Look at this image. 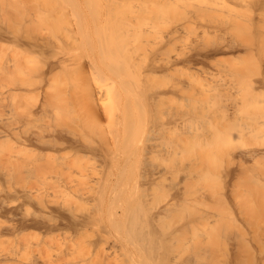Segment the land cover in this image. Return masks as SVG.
Wrapping results in <instances>:
<instances>
[{
  "label": "bare ground",
  "instance_id": "obj_1",
  "mask_svg": "<svg viewBox=\"0 0 264 264\" xmlns=\"http://www.w3.org/2000/svg\"><path fill=\"white\" fill-rule=\"evenodd\" d=\"M24 1H26V0H24ZM80 1L81 2L87 1V2L81 3ZM80 1H78V0H60V1L59 0H53V1H49V0H43V1L42 0H39V1L27 0L25 3H22L23 2V0H22L21 3H18L20 1L16 2L18 4H16L15 2L14 3L9 2L11 9L13 11V14L5 15V12L1 9L2 12L0 13V17L2 15L4 17L7 16V18L6 17L0 18V44H1V51H2V52H0L1 53L0 57L2 59V65L0 67V109L2 111V112L0 111L1 112L0 113L1 114L0 115L1 116V118H0V142H1L0 146L3 147L4 152H5L8 150V149H6L5 146L9 145V146H7L9 148L12 145V147L9 148V152L7 151L9 154V158H6V159H9L10 163L14 162L13 166H15V164L17 165L16 170L19 173V175H21L22 177H36V178L39 177V179L41 177L46 178V179L48 177L49 178L52 177V179H53V177H54V179L56 177H61L60 182H62L61 187L64 186L63 187L64 193H65V190H67V189H68L67 190L68 192H70L72 190V189L69 190L70 186L67 185V182L70 180H73V179L74 180L75 179H77V180L83 179L81 181H84L87 179H92L95 177H97L96 179H98V176L100 175L101 179H98V180H104L105 179V180L112 181L111 179L114 177V175H116L117 181L122 178L125 180L121 179L120 180L121 182L122 181L128 182L127 180H129L130 176H127L126 172L128 170L126 171L125 169H128L130 166L135 168L136 164H138V165L140 164V167L141 168L143 167L144 170L142 169L139 173H134L133 176H136L137 179H143V180L147 179V181H149V184H151V183L155 182V180L159 176L165 174L164 172L167 171V168H163V167L161 168L156 161V157L158 156L157 154L159 153V151L160 152L162 151L160 149H164L166 151V153H168V155H170L168 158H170L174 152V150H173L174 145H173L171 140L166 139L165 143L163 142V140L162 141L160 140L159 136L161 133L160 132L161 128L159 130V126L157 124V119L159 118L158 117V106L160 105V101L164 98V96L167 97L169 95H174L175 88H176L174 86L175 84L174 85L171 84V86L169 88H167L168 90H166V87H165L164 90L162 89L163 92H161L160 89H159L160 91L158 90L159 87L157 88V85H155L154 81L156 78H158L157 77L158 72H162V71H166V70L167 71L168 70L169 71L174 70L175 69L174 67H176L181 60L180 57L170 54V52L172 53V51H174V50H172V51H171V49H170V51L168 50V48H169L168 45L172 44V41L175 38L174 35L175 34L178 35V31H179L178 28L173 30L172 35H171L172 32L170 34H168L169 36L171 35L173 37L168 42V44L166 43L164 45V47L162 48L159 45V39H158L160 37L158 35L159 34V32H158L159 24L158 23H160L159 19L161 21L163 19V17L165 18V16L169 18L168 10L173 8V11H174V9H175L174 7H176V5L181 6V3L177 2V0H89V1L88 0H85V1L80 0ZM9 3H7V6H9ZM13 4H15V5H13ZM178 4H180V5H178ZM182 7L181 8L179 7L180 10H183V12L181 11V13H183V15L185 16L184 11L187 12L186 15H189V16H187V20H189L188 22H190L191 25H194L196 22L198 23V21L204 22V23L202 22V24H204L203 30H205V33L208 32L209 36H210V33H211V36H213L215 31H217V32L220 31L219 33L222 32L221 34L227 33L225 35H229V34L231 35V32H234L236 30V28L234 26V24H235L234 22L240 20L239 22L241 25V20L245 21L244 20L245 17H248L249 20H251L250 22L253 23L254 28L253 29L251 28L252 30H250V27H253L251 23H250L251 26L249 27V29L247 28L248 30H247L246 34H249V36L247 35L249 39H247V36H245L247 40H244V36H242L243 38H241V40L239 39V37H236V34H238L239 32L241 35V30H239V29H242V26L248 24V23H246V24L244 23L242 26H240L241 28L237 29V30H239L238 33L237 32H235L236 34L234 33L235 37H233L234 34L232 33L233 35L229 36V37H231L230 39L229 38L227 39L226 36L224 38H221L224 35H221V37H220V35L217 34V32H216V35L217 36L219 35V37L213 36V38L214 37L220 38V41L218 40V42H217V40H216L217 43H215L216 45L214 44L215 46H214V48L212 47L213 49L208 46L210 49L208 48L209 49L208 50L206 48L207 51L204 49L205 52H203L201 50L202 49L201 48L194 55L187 56L186 58L182 59V61L186 60L188 62V63L185 62V66H187L186 63L187 64H189V63L194 64V63L199 62V58L201 59V57H214L216 55L220 56L222 54L227 55L230 53L233 55L237 54V56L239 55L238 58H236V61L233 60L235 62H233V63L230 62L231 65H228L226 63V61H227L226 59H225L226 61L224 62V65H220L221 64L220 63L218 66V64L215 63L216 67H221L222 69L223 68L227 69V71L229 73H226V74H227V76L230 74L231 79L230 78L227 79L228 77L224 74L226 76V78L220 84L218 83L216 86H212L211 89L213 91L211 90V92H212L211 94H212V97L214 95L213 98L215 100H217L216 102H219L222 104L221 107H222L223 111L225 112V114L228 116V119L229 118L233 119V117H230V116L231 115L233 116L234 113H235V116H237L236 113H240V112H243L242 114L244 115V107H248V106H246V104H249L251 101L249 98L251 96L250 94H247L248 96L249 95L250 96L249 97L247 96V100H246L247 103L245 102V105L240 104L244 100L243 97H241L242 98V101L240 100L241 102L237 103L235 101L236 105L233 104L234 110L232 112L229 111L230 107L228 108V106L231 105L232 103L230 102L231 104L227 105V101L226 102H224V101L232 96L233 92L235 91L234 88L236 87V85L238 86L239 79L243 80L245 78L243 83L244 82L246 83L247 78L250 79L249 76H247L248 74L246 75V77L244 76L246 74V73H244L245 69H247L246 66L251 68L253 66L250 64H254V66L255 65L257 66L256 69L261 68L264 71V0H216L214 3L212 1V3H210V4L201 5V6H199L197 4V2L188 1V3L182 4ZM175 11H177V9ZM178 11H179V9H178ZM7 13L8 12L6 11V14ZM89 14L90 15L92 14V15L88 16ZM10 15H12L11 18L10 17L8 18V16H10ZM226 16H230L231 19H233L234 24H231L232 21L230 22L229 20H231V19H229V18H227L225 20ZM185 23H183V24H185ZM225 23H227L228 25L227 24L225 25ZM229 24H231V25H229ZM185 25H184V28H185ZM187 26L191 27L190 24H187ZM236 27H239V25ZM186 30H185V32H186ZM248 31H251V32H248ZM212 33H213V35H212ZM93 34L99 35V36L96 35V37H99L98 41H97V38H96V41L92 40ZM176 40H177V38H175L174 41H176ZM96 42H97V44H96ZM210 46H211V44H210ZM148 50L150 51L149 53L151 55L150 54L148 55ZM145 53L147 54L146 56L147 57L149 56L148 58L150 59V64L146 67L143 64V62L147 59V57L145 56ZM242 54H245V55L247 54L248 56L243 57ZM203 59H205V58H203ZM210 60H211V58H210ZM200 61H202V60H200ZM227 62H229V61H227ZM207 63H210V62L208 61ZM211 63H213V62H211ZM179 64H181V63H179ZM145 65H147V64H145ZM176 69H177V67H176ZM242 69H244V70H242ZM256 69L251 68L250 71L254 70V72H255ZM221 71L223 73V70H221ZM241 71H242V73H241ZM251 73H253V72H251ZM259 73H261V72L259 71ZM259 73H256V74H258V76L260 78L258 76H257L258 78L254 77L255 79L254 78L251 79L252 83L249 82V84L251 86L249 84H248V86H250L251 89L253 88L254 91L258 92V94H264V73L262 76H261L262 73L260 75H259ZM187 74H188V72H187ZM232 74H234V75H232ZM172 75H173V73H172ZM170 76H171V74H170ZM242 76H243V78H240ZM188 77H189V75H188ZM234 77H236V78H234ZM208 80L209 79H207L206 81H208ZM209 81H211V80H209ZM248 81H250V80H247V83H248ZM179 85H180V83H179ZM183 85H184V87H183ZM183 85L181 88H179L180 89L179 91H181L180 93L183 92L184 94L182 93V95H181L179 92H177L176 94H180L182 99L185 95V97H184V100H185V99H187L186 94L189 92V88L192 86H190L188 88L187 87V86H189L188 84L186 85L184 83ZM211 85H213V84H211ZM208 86H209V84H208ZM248 86L243 84V87H245L246 89ZM243 87H241V88H243ZM143 88H145V90L147 89V97H143L141 95L137 96L138 94L136 92L139 91L138 89L143 90ZM245 88H243V89L245 91H247ZM238 89H236V90H238ZM251 89H249V91H247V93L248 92L250 93ZM134 90H137L135 92L136 96L132 95ZM244 90H241V91H243L241 93H244L245 92ZM191 91H194V90H191ZM235 92H237V91H235ZM191 93L193 94L194 92H191ZM191 93L190 94L188 93V96H187L188 98L190 95L192 96ZM253 93H255V92H252L251 94L253 95ZM258 94H256L258 100L256 98H254V95H253L251 97H253L255 99V101L252 98L253 103L251 102V104H249L251 106H254L256 104L255 106H258L257 110L259 109V107L264 106V104H263L264 102L262 103L263 105L258 103L261 100V98H260L261 95L259 96ZM242 95H246V94H242ZM103 96L105 98H106V96H109L108 101L103 102L102 101ZM193 97H196V96L194 95ZM188 100H186V101H188ZM263 100H264V98H263ZM212 101H214V100H212ZM256 101L258 104L256 103ZM261 102H262V100H261ZM251 106H249V107H251ZM252 110L257 111L254 109H252ZM259 111H261V109H259ZM224 112H223V114H224ZM245 113H246V111H245ZM249 113H251V112H249ZM257 113H258V111H257ZM252 116H254V115H252ZM255 117H256V119H255L256 122L253 123L251 121V123L249 122L250 124L248 123L247 125L245 124L246 123L245 122V123H243L244 125H242V128H240V126H238V125H237L238 128H237V126L235 127V125L237 124L236 122H235L236 124H234L233 122H230L231 124L227 122L226 125H228L229 127L232 125V123L234 124L233 125V128L235 127L234 130L232 128H229L230 130L227 129V130L222 132V135L220 134L219 137H216V138H218L219 143L222 144V146L225 149L226 158L228 160L235 158L234 161H236V160L240 161V163H237V164H240V167L237 166L239 169L236 168L238 170L235 172L230 171V172H232V174L233 173L236 174V176L239 180V183H240L239 196L241 199L239 201H237V203L239 202V207L237 205V207L240 210L239 213H243L246 207L248 210L251 209L250 205L248 207L247 206L248 204L246 205V203H245L246 195L254 196L255 193L258 192V194H259V191H260L262 193V195L260 193L259 194L260 200L256 199V201L257 202L260 201L259 203H261V199L263 198V192H264V145L261 146V144L262 143L264 144V139L262 138L264 131L261 130L263 127H261V129H260V124H262L261 123L262 121L259 122V119L261 117L260 118L258 117V119H257V116H255ZM252 118H253L252 120H254V117H252ZM238 119L234 118V120H237V121H238ZM249 119H251V118H249ZM144 121H146L148 123L147 124L145 122L147 124V129H148V131L146 133L144 132L145 129H144V131H142ZM173 121H174V118H173ZM183 122H185V120H183ZM183 122L181 123V124H183L181 127L183 128V130H185V129H187V126L184 125ZM187 122H188V120H187ZM165 123H167V122H165ZM168 124L170 125L171 121ZM183 126H186V127H183ZM187 130H189V129H187ZM187 130H186V132L189 133V131H187ZM211 133H212V131H210V136L213 135ZM215 133L216 132H214V134ZM208 134H209V132H208ZM188 135H187V137H189ZM171 136H173V135H171ZM184 137H185V135H184ZM185 139H186V137H185ZM188 139L190 140V137ZM8 142L9 143L11 142V145L7 144ZM242 142H243V144H241V146L245 144V147H246L247 146L246 142L248 145H250L249 143L251 142V144L253 146H250V147L247 146L248 148H244L242 146L243 148H240L241 146L238 144L242 143ZM5 143H6V145H5ZM203 143H204V140H203ZM254 145H257V146H254ZM3 149H2V151L0 150V152H3ZM4 152H3L2 156L7 157L8 156V154H6L7 152H5V155H4ZM204 153L205 152H203V154ZM2 156H1L2 160L0 159V163H1V161H4L2 163V165L3 164L5 165V163L8 160L5 159L6 160V162H5V160H3V158H2ZM173 157L174 156H172V158ZM200 157L204 160L202 154ZM202 159H200V160L202 161ZM201 161L199 163H203ZM232 161H233V159H232ZM9 162L6 163L7 164L6 168L10 166ZM90 162L91 163L98 162V163L103 164V166L104 165L105 166L109 165V166L104 167L105 171L102 169L103 171L100 170L101 172L96 171V170H98L97 168H96V170L92 169L91 166H88V168L91 167V170H86L87 168H85V170H83V166L86 167L88 164H90ZM249 162H251V164ZM248 163L250 165H252V167H253L252 169H251L250 165H248ZM260 163H261V165H260ZM253 164L256 165L258 168L254 167ZM81 165H82V169H80ZM187 165L188 164H186L184 167L187 168L188 167ZM47 166H49V167H47ZM50 166L53 167V169H54L53 173H55V174H50V173H52V171L50 170V168H51ZM77 166L79 167V169L76 168ZM100 166L103 167L102 165H100ZM4 167L2 166V168H4ZM200 167H202V166H200ZM10 168H12V167H9L7 169L9 170ZM46 168H48L50 170V173L46 172ZM254 168H255V170H254ZM0 169H1V167H0ZM169 169H170V167H168V171H169ZM200 169H202V168H200ZM8 170L6 172V170L4 169V171L6 173L9 172ZM10 170H12V169H10ZM1 171L3 173H5L3 170H0V172ZM14 172H15V170H14ZM130 172H132V170ZM230 172L228 171L224 175L227 177L229 175V177H230V174H231ZM99 173H101L102 175ZM7 175H5V176L7 177ZM130 175H132V174H130ZM8 176H10V175H8ZM14 176H16V175H13V177ZM172 176H171V178L173 179L174 177H172ZM163 177L164 176L161 177L162 181H163ZM166 177H169V176L166 175ZM166 177H164V179H166ZM133 178H131V180ZM182 178H183V176H182ZM116 179L114 182H116V184H117ZM157 180H159V179H157ZM187 180L189 181V179H187ZM187 180H185V181H187ZM196 180H197V178H196ZM188 181H187V183L185 182L186 186H188L187 185ZM63 182H65V183H63ZM140 182H144V181H140ZM178 182H176V186H177ZM249 183L251 186H247ZM113 184H112V186H113ZM116 184H115V187H116ZM167 184L168 183H166V185ZM172 184L170 183V185H172ZM185 184H182V185L185 186ZM69 185H70V183H69ZM73 185H74V183H73ZM83 185L84 184H82L80 186L82 187ZM164 185H163V187H164ZM170 185H169V187H171ZM78 186H79V184L74 188L78 189ZM120 186H122V185H120ZM181 186H179V187H181ZM71 187L73 188L72 185H71ZM117 187H119V186H117ZM146 187H149V186H146ZM160 187H162V185H160ZM173 187H175L174 184H173ZM109 188L111 189V187H109ZM109 188L107 190H110ZM123 188H124V184H123ZM164 188H166V187H164ZM164 188L163 189L161 188L162 191L167 190V192H169L168 188L165 190H164ZM7 189L9 191L10 186ZM51 189L52 188H49V190H51ZM53 189H54V191H52V192L55 193L56 188H53ZM85 189H86V187H85ZM85 189L81 188L82 191H84ZM137 189H139V187ZM171 189L174 191L175 188L174 189L171 188ZM177 189H180V188H177ZM10 190H12V189H10ZM19 190H20V188H19ZM47 190H48V188H47ZM121 190H123V189H121ZM127 190H129V189H127ZM57 191H59V190L57 189ZM100 191L102 192L100 194L101 196H99L100 201L104 200L101 198H105V201H107L106 200L107 195L105 193L106 190L104 191V188H102L99 190V193H100ZM120 191L118 190V193ZM61 192H62V190H61ZM122 192H125V191H122ZM180 192H181V190H180ZM180 192L175 190L174 191L175 197H177V194ZM9 193H11V192H8V194ZM74 193H76V192H74ZM83 193H82V195H83ZM97 193L95 195H97ZM118 193H116V195H118ZM163 193H164V195L166 194V192H163ZM171 193H173V192L171 191ZM181 193H183V191ZM193 193H195V192H193ZM58 194L59 193H57L56 195H58ZM125 194H126V192H125ZM188 194L187 195L185 194L187 197L183 194L184 195L183 197L191 199L192 193L189 195ZM198 194H199V192H198ZM258 194H257V196L259 197ZM42 195H43V193H42ZM79 195L81 196V194H79ZM87 195H89V194H87ZM121 195H124V194L122 193ZM188 196H191V197H188ZM197 196H204V195H197ZM161 197H163V196H161ZM196 197H194V198H196ZM258 197H256V198H258ZM37 198H39V197L37 196ZM52 198H50V199H52ZM59 198H60V196H59ZM65 198L67 199V196ZM69 198L71 199V197L68 196V199ZM74 198H76V197H74ZM94 198H96V197H94ZM181 198H182V195H181ZM45 199H46V197H45ZM70 199H69V201H71V202L74 201L73 198H72V200H70ZM110 199L111 198L109 197V201H110ZM147 199H149V198L147 197ZM190 199H189V201H190ZM197 199H198V197H197ZM199 199H200V197H199ZM41 200L42 199L40 198L39 202L40 203L42 202V203L41 204L39 203V204L43 206L44 201H41ZM46 200H48V199H46ZM56 200H57V202L59 201L57 196H56ZM115 200H117V199H115ZM162 200L165 203V200L163 198L161 199V201ZM177 200H181V199L179 198ZM109 201H107V202H109ZM145 201H147V200H145ZM150 201H152V199ZM150 201H149V203H150ZM154 201H156V200H154ZM154 201H152V203ZM7 202L8 201L6 198L0 199V215L3 213L9 212L8 208H10V207H8V206L11 203L9 204V202L8 203ZM66 202H68V201H65V203ZM75 202H76V200H75ZM163 202H162V204H163ZM178 202L179 201H177V203ZM155 203L156 202H154V205H155ZM204 203H205V201H204ZM51 204L53 206V202ZM104 204L106 206V203H104ZM110 204L111 203H108V205H110ZM121 204H122V202H121ZM135 204H136V202H135ZM186 204H189V202ZM49 205H47L46 207H48ZM71 205H72V203H71ZM76 205H78V204H76ZM82 205H84V204H82ZM88 205H90V204H87V206ZM101 205H103V202ZM101 205H99V206H101ZM115 205H117V203H112L110 206H115ZM175 205H176V201L171 200V202L167 203L161 209L158 208L159 210H155V212H153L155 214L153 215V217L151 216L152 219L154 220V224L156 221L161 226V224H163V222H164V221L162 222L161 219L166 217V216L168 217V215H170V214L172 215V213L175 210H177V208H175ZM64 206H65V204H63L62 206L61 205L59 206L60 207V209L58 208L59 212L61 210V213H59V214L57 212L58 210L56 211L54 209L55 211H53V207H52L51 211L57 212L58 215H56V213H55V215H51V214H46L44 212H41V213H38L37 215L35 214V217H33V219L29 218L30 221L29 220L27 221L24 218L18 219V220L14 219L13 222H11V224L0 225V235L4 234L8 230L23 229V227L25 228V226H32V227L41 226L42 228L44 226L45 227H51L52 226V228L61 226V228H63V229L64 228H67V229L70 228V229H73L74 231H82V230L84 231L89 224H91L93 222H97L96 221L97 218L95 219V217H93V215H92V217L88 215V217H79V218L78 217L76 218L74 215L69 216V215H67V212L65 210L66 206L65 207ZM105 206H103V207L105 208ZM110 206L106 207L107 210L111 209ZM136 206H138V205L136 204ZM191 206H192V204H191ZM63 207H64V209H62ZM77 207H80V206H77ZM115 207L117 209V206H115ZM125 207H124V210L127 209V207L126 208ZM150 207L152 208V206H150ZM71 208H72V206H71ZM71 208L69 207L67 209L68 212L72 211ZM137 208L138 207H135L136 210H137ZM139 208H140V206H139ZM24 209H25V207H24ZM27 209H26V211H28ZM98 209H99V211L102 212L101 208H98ZM247 209H246V212H247ZM75 210H76V207H75L74 211ZM81 210H83L82 207H81ZM107 210H106V212H108V214H109V212L111 210H109V211H107ZM152 210H153V208H152ZM199 210H201V209H199ZM206 210H207V205H206ZM89 211L90 210H88L86 212H89ZM126 211L122 214V216H124ZM141 211H143V209H141ZM141 211L138 210L139 213ZM10 212H11V210H10ZM90 212H92V211H90ZM114 212L116 213L115 214L116 217H118L117 210L115 211V209L113 211H111L110 214H112V216H114L113 215ZM97 213H99V212L97 211L96 214ZM245 213H243L242 216L245 215ZM74 214H76V216H77V212ZM96 214H95V216H96ZM110 214H109V217H110ZM142 215L145 217L144 214H142ZM142 215H141V217H142ZM198 215H201V214H199V212H198ZM204 215L205 214H202V216H204ZM207 215H209V214H207ZM99 216L101 217V215H99ZM99 216H98V222L100 220ZM119 216H121V215H119ZM135 216H136V213H135ZM173 216H175V215H173ZM180 216H181V214H180ZM184 216H187V215H184ZM15 217H16V215H15ZM17 217H16V219H17ZM125 217H128V216L126 215ZM129 217H131V216H129ZM144 217L141 219H144ZM147 217L149 218L150 216L147 215ZM151 217L149 219H151ZM204 217L206 218V216H204ZM101 218H102L101 220H103V217H101ZM174 218H176V217H174ZM205 218L202 220H205ZM114 219L116 220V218H113V220ZM122 219H124V218L122 217ZM122 219H120V222H122L121 221ZM198 219L201 220V218H198ZM212 219L217 221L216 220L217 218H215V217ZM238 219H240V217ZM244 219L245 218H243V220ZM104 220H105V218H104ZM107 220H112V217H111V219H107ZM124 220H126V219H124ZM130 220H132V218ZM151 220H149V221H151ZM202 220H201V223L205 222V221L202 222ZM145 221H146V219H145ZM160 221H161V223H160ZM246 221L247 220H245L244 222L246 223ZM131 222H134V220H132ZM131 222H129V220H128L127 225H129L128 223H131ZM142 222H144V220ZM151 222L153 223V221H151ZM1 223H2V221H0V224ZM166 223H164V224L166 225ZM111 224H113V223L111 222ZM114 224L116 225L115 222H114ZM132 224H130V225H132ZM154 224H152V225L156 226V224L155 225ZM169 224H170V222H169ZM94 225H96V224H94ZM122 225H123V223H122ZM135 225H136V223L134 224V226L133 225L132 226L135 227ZM208 225H212V224L209 223ZM116 226H119V224ZM132 226H130V227H132ZM245 226H246V224H245ZM32 227H30V228H32ZM130 227L128 226L129 229H130ZM206 227H207V225H206ZM111 228H113V227H111ZM128 228H127L128 232L125 230L127 233L125 232V233H123V235L118 236V238L120 239L119 244L121 245V248L126 250L124 252L125 257L122 255V253H119V252L118 253L121 254V258L113 255L114 253H117L114 250L115 247L116 248L118 247L114 244L110 243L109 248H106L105 244L106 243L109 244V239L111 237H113V236H110V234L107 231L101 237L99 235L100 240H97L98 239L97 238L96 239L97 241L95 243H93L94 240H93V242L90 241V243L94 244V246L92 244V246L94 248L93 247L91 248V249H94V250H92L93 253L91 256H88L86 258L84 257L82 262L81 263L79 262V264H111V262H113V261H115L114 264H141L142 259L137 254V248H139L142 245H140V242L138 240H136V239H138V236L140 237L141 233L136 231V233H138L139 235L137 236V234H136V236H135L134 232L129 231ZM132 228L130 230H132ZM173 228H172V232H173ZM158 229H160V228H158ZM167 229H169V228H167ZM178 229H179V227H178ZM136 230H137V228H136ZM162 230H164V229L162 228ZM104 231H106V230H104ZM154 231H156V230H154ZM160 231H161V229H160ZM165 231H167V230H164V233H165ZM241 231H242V229H241ZM241 231H240V233H241ZM109 232H111V230ZM151 233H152V231H150V234ZM168 233H170V232H168ZM85 234H84L85 237H87V235H89V234H86V235ZM155 234H157V233H155ZM161 234L163 235L162 232H161ZM172 234H174V233H172ZM244 234H246L245 231L242 232L241 238H243ZM177 235L179 236V233ZM77 236H79V235H77ZM246 236H247V234L245 235V237ZM64 237H66V236H64ZM170 237H172V236H170ZM170 237H168V238L170 239ZM87 238H89V236ZM168 238H166V239H168ZM4 239H7V238L4 237ZM4 239L3 240L1 239L0 243H2V241H4ZM244 240H246V239H244ZM56 242H58V241H56ZM69 242L66 243L65 247L63 245L64 248H61L55 252L57 257L61 256L60 262L63 260V257H66V255L69 259V255L71 256L74 253V251L71 250V245L69 244ZM75 242H77V239ZM78 242H79V238H78ZM205 242L206 241H204V243ZM202 244L203 243H201V245H198V247L199 246L201 247ZM7 245H9V244H7ZM51 245H53V243ZM80 245H81V243H80ZM166 245L167 244L165 242L164 246H166ZM169 245H171V244H169ZM78 246H79V244H78ZM81 246H83V245H81ZM100 246H102V248H100ZM16 247L18 249L16 251H19L20 249H19L18 245ZM90 247L91 246H89V248ZM172 247H171V249H172ZM174 247H177V245ZM203 247L207 251L206 247L205 246H203ZM6 248H5V250H6ZM23 249H25V248L23 247ZM151 249H152V247L150 248V250ZM167 249H169L167 252V253H169V251H170L169 246H167ZM76 250L80 251V253L82 251H83V253L86 252L85 250H80V248H77ZM150 250H147V251H150ZM53 251H54V249H53ZM206 251H205V253H206ZM15 252L14 253L12 251L4 252V251L0 250V264H12L13 261H14L13 264H15V262L19 261L18 259H21L20 258L21 254L19 252H17V253H15ZM69 252H71V253L69 254ZM138 252H139V254L143 253V251L139 250V249H138ZM203 252H201L202 254H200L199 257L201 255L203 256V254H204ZM35 253H36V251H35ZM52 253L53 252H51L48 255V257ZM199 253H200V251H199ZM75 254H76V252H75ZM193 254H191V255L193 256ZM19 255H20V257H19ZM43 255H44V249H43ZM45 255H47V254H45ZM150 255H152V254H150ZM191 255H189L188 257H190ZM40 256L43 257L42 255H39V257ZM77 256L78 255H76V257ZM78 257L81 258V256H78ZM196 258H198V257H196ZM206 258H207V256H206ZM44 259L46 260V258H43V260ZM160 259H159V261H160ZM43 260L40 259L39 261H43ZM189 260H190V262L188 261V259H186V262L188 261L189 262L188 264H192V262H191L192 258L191 259L189 258ZM203 260H204V257H203ZM173 262H175V261H173ZM200 262H202V261H200ZM204 262H206V261H203V263ZM45 263H47V262H45ZM31 264H37V261L36 262L34 261ZM61 264H63V263H61ZM165 264H172V262L170 263L168 261ZM182 264H184V262H182Z\"/></svg>",
  "mask_w": 264,
  "mask_h": 264
},
{
  "label": "rangeland",
  "instance_id": "obj_2",
  "mask_svg": "<svg viewBox=\"0 0 264 264\" xmlns=\"http://www.w3.org/2000/svg\"><path fill=\"white\" fill-rule=\"evenodd\" d=\"M18 1H20V2H18ZM26 1L23 0V2H22V0H0V10L2 9L5 12V15L13 14V11L11 9V6H10L9 2H13V3L14 2L15 3L16 2H18V3L22 2V3H25ZM32 1H34V0H32ZM37 1H39V0H37ZM49 1H53V0H49ZM78 1H80V0H78ZM188 1L197 2V4L199 6H201V5L210 4V3H212V1L214 3L216 0H179V1L177 0V2L181 3V6H177L176 5V7H174L175 8L174 11H173V8L169 9L168 10L169 18L165 16V18L164 17H163V19L161 18L162 19L161 21L159 19L160 23H158L159 24V27H158L159 28V30H158L159 34L158 35L160 37L158 39H159L160 47L163 48L166 43L168 44V42L173 37V36H171L173 34V30L178 28V30L180 31V32L178 31V35H176V34L174 35L175 38H177V40H176L177 42L174 41L175 40V38H174V40L172 41V44L168 45L169 46L168 50L169 51H170V49H171V51L174 50V51H172V53L170 52V54L180 57L181 60H180L179 63H181V64L178 63V65L176 66L177 69H176V67H174L175 69L174 70L170 69L171 71H169V70L167 71L166 70V71L158 72L157 73V77L158 78H156L155 81H154L155 85H157V88L159 87L158 90L160 89L161 92H163L165 87H166V90H168L167 88H169L171 86V84L172 85L175 84L174 86L177 88V89L175 88L174 95H169L167 97L164 96V98L162 97L163 99L160 101V105L158 106V117L159 118L157 119V124L159 126V130L161 128V131H160L161 133H160V136H159L160 140L161 141L163 140L164 143H165L166 139L167 140L168 139L171 140L173 145H174L173 146L174 147V149H173L174 152L171 155V157L168 158L170 155H168V153H166V151L164 149H160L162 151L161 152L159 151V153L157 154L158 156L156 157V161H157V163L159 164V166L161 168L162 167L163 168H167V171H168V167H170L171 170L169 169L168 172L167 171L164 172L165 174L159 176L157 178L159 180L156 179L155 182L151 183L152 184L151 185V184H149V181H147V179L146 180L137 179L136 176H133L134 173H139L142 169L144 170L143 167L142 168L140 167V164L139 165L136 164L135 168L130 166L128 169H125L126 171L128 170L126 172L127 176H130L129 180H127L128 182H126V181H122L121 182L120 180L122 178L117 181L116 175H114V177L111 179L112 181L105 180V179L104 180H98V179H101L100 175L98 176V179H96L97 177L92 178V179H87V180H84V181H81L83 179H78L79 181L77 179H75V180L73 179V180H70V181L67 182V185L70 186L69 190H71V189L72 190L70 192H68L67 191L68 189H67V190H65V193H64V191H63L64 190V188H63L64 186L61 187L62 182H60L61 181V177H56L55 176L56 178L54 179V177H53V179H54L53 180L52 177L51 178L48 177L47 179L41 177L42 179L41 178L39 179V177H37V178L36 177H22L21 175H19V173L16 170L17 165L15 164V166H13L14 162L10 163L9 162L10 160L6 159V158H9L8 152H9V148L12 147L11 142L7 143V144L11 145L9 148L7 147L9 145H6V143H5V145H6L5 147H6V149H8L7 150L8 152L5 151V152H7L6 154H8L7 157L2 156V154L4 152V149H3V147L0 146V150L2 151V149H3V152H0V159H1V156H2L3 160L6 159V160H8L7 162L10 163V166L9 165L8 166L12 167V168H10L12 170H10V169L8 170L7 168H9V167L6 168V165H7L6 164L7 163L6 160H5V162H6L5 165L4 164L2 165V163L4 161H1V163H0V167H1L0 170L4 171V169H5L6 172H7V170L10 172V173L9 172L6 173L5 171H4L5 173H3L2 171L0 172V199H5L6 198L7 201L9 202V204L11 203L10 205L8 204L9 205L8 207H10V208H8L9 212L3 213V214L0 215V221H2V223H3V224L1 223L0 225L11 224V222H13L14 219L18 220V219H23L24 218L27 221L28 220L30 221V219H33V217H35V214L37 215L38 213H41V212H44L46 214H51V215H55V213H56V215H58L59 213H61V210L59 212L58 208L60 209L59 206L60 205L62 206L63 204H65L66 207L65 206L64 207H65V210L67 212V215H69V216L74 215L76 218L77 217L79 218V217H88V215L92 217V215H93V217H95V219L97 218V220H96L97 222H93V223L89 224L84 231L83 230L82 231H74L73 229H70V228H68V229L64 228L63 229V228H61V226L60 227H55V228H52V226L51 227H45L44 226L43 228L41 226H39V227H37V226H35V227L25 226V228L23 227V229L8 230L4 234L0 235V241H1V239L3 240L4 237L7 238V239H4V241H2V243H0V250L4 251V252L12 251L14 253L16 250H18L17 247H16L18 245L20 250L16 251L15 253L19 252L21 254V257H20V255H19V257L21 259H18L19 261L16 260L17 262H15V264H27V263L31 264L34 261L35 262L37 261V264H47V263L50 264L51 262L53 264H61V263H63V264H79V262L80 263L82 262L84 257L86 258V257L92 255V253H93L92 250H94V249H91L94 246L93 243H95L97 240H100L99 235L101 237L107 231L110 234V236H113V237H111L109 239V244L108 243L105 244L106 248H109L110 243L114 244V245H116L118 247L117 248L115 247L114 250L117 253H114L113 255L118 256V257L121 258V254H119V253H122V255L125 257L124 252L126 250L121 248V245L119 244L120 243V241H119L120 239L118 238V236L123 235V233H125L127 231L128 226L129 227L132 226V225L134 226L135 223H136L135 227L137 226L136 227L137 230L133 226H132L133 228L130 227V229L132 228V230H130L129 228H128V230L129 231H133L135 236H136V234H137V236L139 235L138 233H136V231L141 233L140 237L138 236V239H136V240H138L140 242V245H142L139 248H137V254L142 259L141 264H165L168 261L170 263L172 262V264H182V262H184V264H186V263L188 264L190 262L189 258L190 259L192 258V261H191L192 264H205V263L206 264H264V192H263V198L261 199V203H259L260 201L259 202L256 201V199L260 200V195H259L261 193L260 191H259V194L257 192V193L254 194V196L246 195L245 203H246V205L248 204L247 205L248 207L250 205L251 209L248 210L247 207H246L243 213L246 212V209H247V212L243 216H242L243 213H239L240 212V210L238 208L239 207V202L237 203V201H239L241 199L240 196H239L240 183H239V180H238L236 174L235 173L232 174V172H235V171H237L239 169L238 167H240V164H237V163H240V161H237V160L234 161L235 158H232L235 163L232 161V159L228 160L226 158L224 147L222 146V144L219 143L218 138H216V137H219L220 134L222 135L223 131H225L227 129L230 130L229 128H232L234 130V128L237 125L240 126V128H242V125H244L243 123H245V122H246L245 123L246 125L249 122L251 123V121L253 123L256 122V120H255L256 117L255 116H257V119H258V117L259 118L261 117L259 119V122L262 121L261 122L262 124H260V129H261V127H263L261 130L264 131V122H263L264 121V106L263 107L261 106L262 108L259 107V109H261V111H259V109L257 110L258 106H255L256 104L254 106L249 105V104H251L252 98H253L251 96L254 95V98H256L258 100V98L256 96V94H258V92L254 91L253 88L252 89L250 88L251 85L249 84V82L252 83L251 79H253L254 77H256V78L259 77L258 74H256V73H259V71H260L262 74L259 73V75L261 74V76H262L264 71L261 68L260 69L259 68L256 69L257 66L256 65L254 66V64H250V65H252L254 67V68L251 67L252 69H256L255 72H254V70L250 71L251 68L245 65L248 70L245 69L244 73H246V74L244 76L246 77V75L248 74L247 76H249L250 79L247 78V80H250V81H248V83H247V80H246V83H247L246 84L245 82L243 83L245 78L243 80L239 79L238 86L236 85L235 88L236 89L239 88L240 90L239 89L236 90L234 88V90L237 91V92L234 91L233 94H232L233 97L231 96L230 98L226 99L224 102L227 101V105L232 103L231 105L228 106V108L230 107L229 111L232 112L234 110V105H236V102L238 103V102L242 101L241 97H243L244 100L240 104L245 105V102L247 103V101H246L247 100V96H248L247 94L251 95V96L249 95L250 97L248 96L251 101L249 100L250 103L246 104V106H248V107H244V115L245 116L242 114L243 112L236 113L237 116H235V113H234L233 116L232 115L230 116V117H233V119L229 118L230 119L229 120L228 116L225 114V112L223 111V109L221 107L222 104L219 103V102H216L217 100H215L213 98L214 95L212 97V94H211L212 93L211 92L212 89L211 88H212V86H216L218 83L220 84L221 82H223L224 79L227 76L226 73H229L227 71V69H224V68L222 69L221 67H216V64H218V66H219L220 63H221L220 65H224V62L227 60L229 62L226 61V63L228 65H231L230 62H232V63L235 62L236 58H238L239 55L237 56V54L236 55L234 54L235 55L234 56L233 54L230 53L231 55L230 54H227V55L226 54H224V55L222 54L220 56L216 55L214 57H201V59L199 58V62L194 63V64H192V63L187 64L188 62L186 60L182 61V59L186 58L187 56H191V55H194L195 53H197V51L199 49H201V48H202L201 50L203 52H205L204 49L206 50V48L207 49L209 47L210 48H212V47L214 48V46L216 45L215 43H217L218 40L220 41V38H215V37L213 38V36L219 37V35H220V37H221V35H224L221 38H224L226 36L227 39L228 38L230 39L231 37H229V36L233 35L235 32L238 33V31L241 30V35H240V32L238 34L235 33L236 37H239L240 40H241V38H243L242 36H244V40L249 39L248 38L249 34H246L247 30L249 29L251 24H252L253 27H250V30H252L254 28V25H253V23L250 22L251 20H249L248 17H245V19H244L245 21L241 20V25H240V22H239L240 20L234 22L235 23L234 24L233 23V19H231L230 16H226L225 20L227 18L231 19L229 21L230 22L232 21L231 24H234L236 30L234 32H231V35L229 34L230 32L228 33L229 35H225L227 33L221 34L222 32L219 33L220 31L219 32L215 31L214 35L212 33L213 36H211V33H210L211 31H210L209 33H210V36L212 37L211 38L209 36L208 32L205 33V30H203V28H204V24H202L203 21L202 22L198 21V23L196 22L194 25H191V23L188 22L189 20H187V16H189V15H186L187 12L184 11L186 17L183 15V13H181V11L183 12V10H180V8L182 7V4L188 3ZM86 2H81V3H86ZM7 3H9V6H7ZM18 3H16V4H18ZM13 5H15V4H13ZM178 5H180V4H178ZM176 9H177V11L179 9V11L178 12L175 11ZM2 10L0 11V13L2 12ZM6 11L8 12L7 14H6ZM91 15L89 14L88 16H91ZM11 16L12 15L8 16V18L9 17L11 18ZM5 17L7 18V16H5ZM5 17L1 15L0 18H5ZM183 23H185L186 25L183 24ZM244 23L245 24L248 23V24H246L247 26L246 25L242 26ZM187 24H190L191 27L187 26ZM226 24L227 23H225V25ZM231 24H229V25H231ZM184 25H185V28L187 27L186 28L187 30L184 28ZM238 25H239V27H236ZM240 26H242V29L237 30L238 28H241ZM185 30H186V32H185ZM216 32H217V34H219L218 36L216 35ZM248 32H251V31H248ZM170 33H171V35L169 36L168 34H170ZM235 34H234L233 37H235ZM96 35L97 34H93L92 35V37L94 38V39L92 38L93 41L94 40L96 41V38H97V41H98L99 37H96ZM97 36H99V35H97ZM245 36H247V39H246ZM216 40H217V42H216ZM96 44H97V42H96ZM210 44H211V46H210ZM0 52H2L1 51V44H0ZM149 52L150 51L148 50V55L150 54ZM146 53H145V56L147 55ZM0 55H1V53H0ZM242 55H243V57L248 56L247 54L246 55L242 54ZM148 57L143 62L145 67L150 64V59ZM203 58H205V59H203ZM210 58H211V60H210ZM200 60H202V61H200ZM207 60L210 63H207L208 62ZM233 60H235V61H233ZM185 62H187L186 63L187 66H185ZM211 62H213L214 64L211 63ZM145 64H147V65H145ZM1 65H2V59L0 57V67H1ZM221 70H223V73H222ZM242 70H244V69H242ZM186 71L188 72V74H187ZM251 72H253V73H251ZM169 73L171 74V76H170ZM172 73H173V75H172ZM241 73H242V71H241ZM188 75H189V77H188ZM232 75H234V74H232ZM230 76L231 75L229 74L227 76L228 77L227 79H229V78L231 79ZM234 78H236V77H234ZM240 78H243V76L240 77ZM207 79H209L211 81L208 80L209 81L208 82V81H206ZM181 82L183 84L185 83L186 85L188 84L189 85V86H187L188 88L190 86H192V87L189 88V92H188L189 94L191 92H194L193 94L191 93L192 96L191 95L189 96L190 99L187 97L188 93L186 94V98L187 99H185V100H184L185 95H184L183 99L180 96V94L182 95V93H183V92L180 93L181 91H179L180 90L179 88H181L182 85H183ZM179 83H180L181 86L179 85ZM210 83L213 84V85H211ZM208 84H209V86H208ZM243 84L246 85V86H248V84H249L250 86H248L249 88L247 87V89H246L245 87H243ZM183 87H184V85H183ZM241 87L245 88L247 91H249V89H251L250 90L251 92L247 93V91H245ZM138 90H139L138 92H136L137 90H134V92H133L134 94L132 93V95L136 96V94H135V92H136L138 94L137 96L141 95L143 97H147V89L145 90V88H143V90L142 89H138ZM191 90H194V91H191ZM241 90H244L245 92L241 93V92H243ZM177 92H179L180 94H176ZM252 92H255L256 94L253 93V95H252L251 94ZM242 94H246V95H242ZM194 95L196 97H193ZM258 95L259 96L261 95L260 98L262 100V102L260 100L258 103L263 105L264 104L263 103L264 102V100H263L264 94H258ZM104 96L102 98V101L103 102L108 101V97L109 96H106V98ZM186 100H188V101H186ZM212 100H214V101H212ZM254 101H255V99H254ZM256 103H257V101H256ZM249 106H251V107H249ZM250 109L251 110L252 109L257 110L258 113H257V111H253V110H252L253 111L252 112ZM0 111H1V109H0ZM245 111H246L247 114L245 113ZM223 112H224V114H223ZM249 112H251V113H249ZM252 115H254V116H252ZM252 117H254V120H252L253 119ZM0 118H1V116H0ZM173 118H174V121H173ZM234 118H237V119L239 118V119L237 121V120H234ZM249 118H251V119H249ZM183 120H185V122H183ZM187 120H188V122H187ZM170 121H171V124L169 125L168 123ZM145 122L146 121H144V123H143V128H142L143 130L142 131H144V129H145L144 132L146 133L148 131V129H147V124L148 123L146 122L147 123L146 124ZM165 122H167V123H165ZM182 122L184 123V125L187 126V129H189V130H187L185 128H184L185 130H183V128L181 127L183 125V124H181ZM227 122L228 123L233 122L234 124H236V123L237 124L233 128L234 124L232 123V125H231L232 127L231 126L229 127L228 125H226ZM186 126H183V127H186ZM238 126H237V128H238ZM186 130L189 131V133L186 132ZM210 131H212V133H211V134H213V135H211L212 137L210 136ZM208 132H209V134H208ZM214 132H216L217 134L216 133L214 134ZM171 135H173V136H171ZM184 135H185L186 139H185ZM187 135L190 137V140L188 139L189 137H187ZM262 138L264 139V134H263ZM203 140H204V143H203ZM241 144H243V142L239 143L238 145L241 146ZM249 144L250 145H248L247 142H246L247 146H249V147L253 146L251 144V142ZM262 145H264V144L262 143L261 146ZM242 146L244 148H248L247 146L245 147V144L242 145ZM242 146L240 148H243ZM254 146H257V145H254ZM5 152H4V155H5ZM203 152H205V153L203 154ZM201 154H202L204 160L200 157ZM172 156H174V157L172 158ZM200 159H202V161ZM199 160L201 162H203V163H199L200 162ZM249 163L251 164V162H249ZM249 163H248V165H250ZM186 164H188L187 168L184 167ZM254 164H253V166L257 167ZM100 165L103 166V164L98 163V162H93V163L90 162V164H88L86 167L83 166V170H85V168H87L86 170H91V167H92V169L96 170V168H97L98 170H96V171L101 172V171L104 170V167L109 166V165H106V166L104 165L103 167H101ZM260 165H261V163H260ZM2 166L3 167L5 166V167L2 168ZM88 166H91V167L88 168ZM200 166H202V167H200ZM47 167H49V166H47ZM250 167H251V169L253 168L252 165H250ZM76 168L79 169L78 166ZM200 168H202V169H200ZM236 168H238V169H236ZM47 169L48 168H46V172L47 173H50V170H51L52 173H50V174H55V173H53V171H54L53 167H51L50 170L49 169L47 170ZM80 169H82V165L80 166ZM130 169L132 170V172H130L131 171ZM14 170H15V172H14ZM254 170H255V168H254ZM228 171L229 172L232 171V172H230L231 173L230 177H229V175H228V177L224 175ZM7 174L10 175V176H8ZM99 174H101V173H99ZM130 174H132V175H130ZM5 175H7V177ZM13 175H16V176L13 177ZM166 175L169 176V177H166ZM162 176L166 177V179H164V177H163V181L161 180ZM171 176L174 177V178L172 179ZM182 176H183V178H182ZM131 178H133V179L131 180ZM196 178H197V180H196ZM115 179L117 181V184L119 183L122 186H120L119 184L117 185L116 182H114ZM187 179H189V181L191 183ZM122 180H125V179H122ZM185 180L188 181V184H187L188 186H186L185 182L187 183V181H185ZM140 181H144V182H140ZM176 182H178L177 186H176ZM63 183H65V182H63ZM69 183H70V185H69ZM73 183H74V185H73ZM166 183H168L169 185H170V183L171 184L173 183L175 187H173V184L170 185L171 187H169V185L167 184L168 185L167 186ZM78 184H79V186L84 184L82 187L81 186L80 187L84 188V189L86 187V189L84 191H82L83 189L81 190V188L79 186H78V189L74 188ZM112 184H113V186H112ZM115 184H116V187H115ZM123 184H124V188H123ZM182 184H185V186L182 185ZM71 185L73 186V188L71 187ZM160 185H162V187H160ZM163 185L166 188H164ZM9 186H10V189H12V190L9 189V191H8L7 188H9ZM117 186H119V187H117ZM146 186H149L150 188L146 187ZM179 186H181V187H179ZM247 186H251L250 183ZM109 187H111V189ZM138 187H139V189H137ZM19 188H20V190H19ZM47 188H48V190H47ZM49 188H52V189L49 190ZM53 188H56L55 189L56 190L55 193L52 192V191H54ZM102 188H104V191L106 190V192H105L106 195H107V199L106 200L109 201V197L111 198L109 202L105 201V198H101V199H104V200L100 201V197L99 196H101L100 194L102 192L100 191V193H99V190L102 189ZM108 188L110 190H107ZM126 188L129 189V190H127ZM161 188L162 189L164 188V190L168 188L169 192H167V190L166 191H162ZM171 188H173V189L175 188L174 191L175 190H177L179 192H180V190H181V192L183 191V193L180 192L178 194L179 195L181 194L182 198L184 200L181 198V195L179 196L177 194V197H175L174 191ZM177 188H180V189H177ZM57 189L59 191H57ZM121 189H123V190H121ZM61 190H62V192H61ZM118 190L119 191L121 190L120 191L121 193L120 192L118 193ZM122 191H125L126 194H125V192H122ZM171 191L173 193H171ZM8 192H11V193L8 194ZM74 192H76V193H74ZM163 192H166V194H165L166 196L164 195ZM193 192H195L196 194L193 193ZM198 192H199V194H198ZM42 193H43V195H42ZM57 193H59V194L56 195ZM82 193H83V195L84 194L85 195L83 196ZM96 193H97V195H95ZM116 193H118V195H116ZM122 193L124 195H121ZM188 193L189 194L192 193L191 194L192 197L188 196V197H191V199L190 198H186L187 197L186 195ZM79 194H81V196ZM87 194H89V195H87ZM183 194L184 195L186 194L185 198L183 197L184 196ZM257 194L259 195V197L257 196ZM197 195H204V196H197ZM261 195H262V193H261ZM37 196L39 198H37ZM56 196L58 197V200H59L58 202L56 200ZM59 196H60L61 199L59 198ZM66 196H67V199H68V196H69V197H71V199L70 198L69 199L72 200V198H73L74 201L71 202V201H69V199L67 200L65 198ZM161 196H163V197H161ZM196 196L198 197V199H197ZM255 196L258 197L259 199L256 198ZM45 197L50 202L48 200H46ZM49 197L50 198L53 197V198L50 199ZM74 197H76V198H74ZM94 197H96V198H94ZM147 197L149 199H147ZM194 197H196V198H194ZM199 197H200V199H199ZM40 198L42 199L41 201H44L43 202V206L40 205L42 203V202L41 203L39 202ZM162 198L165 200V203L163 202V200L161 201ZM179 198L182 201L181 200H177ZM115 199H117V200H115ZM151 199H152V201L156 200V201H154V202H156L155 205H154V202L152 203V201H150ZM189 199H190V201H189ZM75 200H76V202H75ZM145 200H147V201H145ZM171 200L172 201L173 200L176 201L175 208H177V210H175L172 213V215L170 214V215H168V217L166 216V217L162 218L161 220H162V222L163 221L164 222H163V224H161V226L156 221H155V224L157 223L156 226H153L152 224H154V220L152 219V217L155 214L153 212H155V210H159L158 208L161 209L167 203L171 202ZM65 201H68L69 203L68 202L65 203ZM149 201H150V203H149ZM177 201H179V202L177 203ZM204 201H205V203H204ZM52 202H53V206L51 204ZM102 202H103V205H101ZM121 202H122V204H121ZM135 202H136V204L138 206H136ZM162 202H163V204H162ZM188 202H189L190 205L186 204ZM71 203H72V205H71ZM75 203L78 204V205H76ZM104 203H106V206H105ZM108 203H111V204L112 203H117V205H115V206H117V209H116L115 206H110L111 204L108 205ZM82 204H84V205H82ZM87 204H90V205L87 206ZM191 204H192V206H191ZM47 205H49L51 208L49 206L46 207ZM99 205H101L102 207L99 206ZM107 205L111 207V209H109V210H111V211H113L114 209H115V211L117 210L118 217H116V215H115L116 213L115 212L113 214L114 216H112V214H110L111 211L109 212V214H110V217H109L108 212H106V210H107L106 207H108ZM206 205H207V210H206ZM237 205H238V207H237ZM23 206L25 207V209H24ZM71 206H72V208H71ZM77 206H80V207H77ZM103 206H105V208ZM125 206L127 207V209L124 210ZM139 206H140V208H139ZM150 206H152L154 211L152 210V208ZM52 207H53V211H55V210L57 211L58 210L57 211L58 214H57V212L51 211ZM64 207L62 209H64ZM69 207L71 208L72 211L68 212L67 209ZM75 207H76V210L74 211ZM81 207H82L83 210H81ZM135 207H138L137 210L135 209ZM98 208H101L102 212L99 211ZM26 209L28 211H26ZM87 209L92 211V212H90V211L86 212V211H88ZM141 209H143V211H141ZM199 209H201V210H199ZM10 210H11V212H10ZM109 210H107V211H109ZM138 210L141 211L142 213L141 212L139 213ZM97 211L99 213L96 214ZM125 211H126L127 214L125 213L124 216H122V214ZM76 212H77V216H76V214H74ZM198 212L201 215H198ZM27 213L28 214L30 213V214L28 215ZM135 213H136V216H135ZM95 214H96V216H95ZM142 214H144L146 218ZM180 214H181V216H180ZM202 214H205L204 216H206V218L204 216H202ZM207 214H209V215H207ZM15 215H16V217L18 216L17 219H16ZM99 215H101V217H103V220H101L102 218ZM119 215H121L126 220L122 219V217L119 216ZM126 215L128 217H125ZM141 215H142V217H141ZM147 215H149L150 217L152 216L151 217L152 220L149 219L150 217L148 218ZM173 215H175V216H173ZM184 215H187V216H184ZM98 216H99V219H100L99 222H98ZM129 216H131V217H129ZM111 217H112V220H113V218H116L117 221L115 219H114L115 221L114 220L113 221L112 220H107V219H111ZM143 217H144V219H141ZM174 217H176V218H174ZM214 217L217 218L216 219L217 221L212 219ZM239 217H240V219H238ZM104 218H105V220H104ZM131 218H132V220H134L135 223L131 222L132 221V220H130ZM198 218H201V220L205 218V220H202V222L205 221L206 223L205 222H203L204 224L201 223V220H199ZM243 218H245V219L243 220ZM120 219H122L121 220L122 222H120ZM145 219H146V221H145ZM128 220H129V222H131V223H128L129 225H127V221ZM143 220H144L145 223L142 222ZM149 220L153 221V223L151 221H149ZM245 220H247L246 223L244 222ZM110 221L113 224H111ZM114 222L116 223V225L119 224V226H116L114 224ZM169 222H170V224H169ZM122 223H123V225H122ZM160 223H161V221H160ZM164 223H166V225ZM209 223H211L212 225H208ZM94 224H96V225H94ZM130 224H132V225H130ZM205 224L207 225V227H206ZM245 224H246V226H245ZM30 227H32V228H30ZM111 227H113V228H111ZM178 227H179V229H178ZM158 228H160L161 231ZM162 228L164 230H167L170 233H168L167 231H165V233H164V230H162ZM167 228H169V229H167ZM172 228H173V232H172ZM241 229H242V231H241ZM104 230H106V231H104ZM110 230H111V232H109ZM154 230H156V231H154ZM150 231H152L153 234L152 233L150 234ZM240 231H241V233H240ZM243 231H245L247 236L245 237L246 234H244L243 238H241V234H242ZM161 232L163 233V235L161 234ZM171 232L174 233L175 235L172 234ZM85 233L89 234V235H87V237L89 236V238L84 236ZM155 233H157V234H155ZM178 233H179V236L177 235ZM63 235L66 236V237H64ZM77 235H79V236H77ZM170 236H172L173 238L170 237ZM168 237H170L171 240ZM78 238H79V242H78ZM166 238H168V239H166ZM76 239H77V242H75ZM244 239H246V240H244ZM93 240H94V242H93ZM56 241H58L60 244L58 242H56ZM90 241H92L93 243H90ZM204 241H206V242L204 243ZM68 242L71 245V250H73L74 253H73V255L70 256L69 254L71 252H69V254H68L69 255V259H68L67 255H66V257H63V260L60 262L61 256L57 257L55 252L57 250L61 249V248H64L66 243H68ZM165 242L167 244L166 246H164ZM200 242L203 243L204 245L202 244L201 247L200 246L198 247V245H201ZM52 243H53V245H51ZM80 243L83 246H81ZM7 244H9V245H7ZM78 244H79V246H78ZM92 244H93V246H92ZM169 244H171L173 247L171 245H169ZM63 245H64V247H63ZM176 245H177V247H174ZM5 246L7 248L8 247L9 248L7 249ZM89 246H91V247L89 248ZM150 246L152 247L151 250L153 252L150 250V248H151ZM167 246H169V248H170L169 253H167L168 250H169V249H167ZM170 246L172 247V249H171ZM203 246L206 247L207 251L205 250V248ZM23 247L25 249H23ZM76 247L80 248V250H85L86 252H84V253L86 255L83 253V251L81 253H80V251H77ZM5 248H6V250H5ZM100 248H102V246H100ZM43 249H44V255H43ZM53 249H54V251H53ZM138 249L142 250L143 253L139 254ZM146 249L150 250V251H147ZM35 251H36V253H35ZM199 251H200V253H199ZM205 251H206V253H205ZM51 252H53V253L50 256L53 259L50 256L48 257V255ZM75 252H76V254H75ZM201 252H203L204 254H203V256L201 255L199 257V255L202 254ZM22 254L23 255L25 254V255L23 256ZM38 254L42 255L43 257L40 256L41 257L40 258ZM45 254H47V255H45ZM150 254H152V255H150ZM191 254H193V256ZM76 255L81 256V258H79L78 256L76 257ZM189 255H191L192 257L191 256L188 257ZM206 256H207V258H206ZM196 257H198V258H196ZM203 257H204V260H203ZM43 258H46V260L44 259L45 260L44 261ZM56 258L57 259L59 258L58 259L59 261ZM40 259H42L43 261H39ZM159 259H160L161 262L159 261ZM186 259H188L189 262L188 261L186 262ZM199 260L202 261V262H200ZM173 261H175V262H173ZM203 261H206V262L203 263ZM45 262H47V263H45ZM13 263H14V261H13ZM114 263H115V261L111 262V264H114Z\"/></svg>",
  "mask_w": 264,
  "mask_h": 264
}]
</instances>
